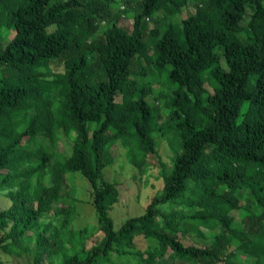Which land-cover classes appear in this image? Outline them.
<instances>
[{
    "label": "trees",
    "instance_id": "trees-1",
    "mask_svg": "<svg viewBox=\"0 0 264 264\" xmlns=\"http://www.w3.org/2000/svg\"><path fill=\"white\" fill-rule=\"evenodd\" d=\"M129 8L131 29L112 13L131 18ZM0 79V255L264 264V0H0ZM168 127L162 189L114 230L111 147L144 175ZM73 173L95 216L77 230V200L62 193ZM168 203L181 208L162 212ZM193 235L203 245L184 240Z\"/></svg>",
    "mask_w": 264,
    "mask_h": 264
},
{
    "label": "rangeland",
    "instance_id": "rangeland-1",
    "mask_svg": "<svg viewBox=\"0 0 264 264\" xmlns=\"http://www.w3.org/2000/svg\"><path fill=\"white\" fill-rule=\"evenodd\" d=\"M117 1L120 2V0ZM128 11L131 18L123 17L118 10H115L112 13L113 18H116L117 16L120 17V24H123V26H125L126 28L131 29L133 13L130 8L128 9ZM183 16H186L185 11L182 14V17ZM151 23V20L144 21L146 27H151ZM4 35L5 38L2 42L3 47L7 44V41L11 39L13 32L8 31ZM4 85L5 82L0 79V88ZM168 90L169 86L165 85V91L168 92ZM128 100H130V96L116 97V101L126 102ZM151 103L154 109L157 110L159 109L162 100H151ZM114 121L119 124L123 123L125 121V117L115 116ZM175 143L176 134L173 132V129L171 127L163 129L161 132V137L158 139V159L156 160L155 158H151V165L147 173L144 175H139L137 172L129 168L125 160V152L122 149H117L116 151H114V148L111 147L110 157L112 158V163L104 169L103 177L105 181L113 182L118 185V201L116 204L113 205L109 212V216L112 220V226L114 230H117L121 226V224L128 218L141 215L150 199L162 189L163 182L160 176V166L158 162H161L166 167H169L170 159L173 155L170 151V148H173L175 146ZM63 149L67 150V147L64 146ZM68 154L71 157L74 156V152L71 150H69ZM66 176L67 175H65L64 177ZM64 184L65 185L64 189L62 190V193L67 197V195L70 194L69 192H72L74 198L77 200V202L75 203L76 216L72 224L73 228L77 230L83 226L91 227L89 224L95 222V216L90 203L91 199L89 198L88 193V183L80 174L73 173L70 174L68 178H66ZM190 196L193 197L191 193ZM8 206V199L2 197V199L0 200V211L6 209ZM180 208L181 206H177L171 203L164 204L159 207L162 212H169L170 210ZM183 208L187 213H192L194 211L193 208ZM95 238L99 237L95 236ZM184 240L187 242H195V244H197L198 246L203 245V241L197 239L194 235L193 237L188 236ZM229 246L230 249L234 248L232 244H229ZM145 249L146 242L144 241V239L141 237L136 238L135 250L142 251ZM0 260L2 264H30L29 258L24 260H12L10 257L8 258V256L5 257L4 255H0ZM113 260L117 264H138V259L135 256H125L120 257L118 259L113 256Z\"/></svg>",
    "mask_w": 264,
    "mask_h": 264
}]
</instances>
